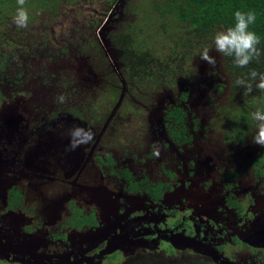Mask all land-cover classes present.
Masks as SVG:
<instances>
[{"label":"flooded vegetation","instance_id":"obj_1","mask_svg":"<svg viewBox=\"0 0 264 264\" xmlns=\"http://www.w3.org/2000/svg\"><path fill=\"white\" fill-rule=\"evenodd\" d=\"M18 51L0 77L27 91ZM75 89L61 111L26 98L0 113V264H264V147L252 120L223 118L229 81L212 75L198 104L191 84L180 88L161 119L146 111L145 127L130 131L119 110L154 103L134 104L123 89L88 123ZM73 126L94 133L74 150Z\"/></svg>","mask_w":264,"mask_h":264},{"label":"rangeland","instance_id":"obj_2","mask_svg":"<svg viewBox=\"0 0 264 264\" xmlns=\"http://www.w3.org/2000/svg\"><path fill=\"white\" fill-rule=\"evenodd\" d=\"M144 9L143 0H83L70 4L62 3L58 14L47 10L35 14L36 17L29 23L28 29L33 32L32 35L42 30L45 37H51L52 46H39L35 53H23L24 57L21 55L19 62L26 69L23 82L26 81L24 84L27 87H32L30 94L28 91L31 89L25 91L20 84L12 87L11 81H6L5 76L0 77V87L5 90L4 99L0 100V113L5 111L6 114L17 99L31 98L41 100L43 109L37 107L38 112L48 109L61 111L63 103H59L57 97L62 92L66 97L70 93H76L78 100V93L70 90L75 86V90H78L83 98L80 106L87 109L84 119L91 123L93 113L109 115L114 103L113 95L119 96L124 89L125 93L130 92L129 98L134 96L137 99L134 104L143 106L154 103L148 106L149 109L137 110L131 99L129 104H125L122 112L119 110V115L126 121L123 128L130 131L134 124V128L145 127L144 116L148 113L146 111L152 110L151 119H161L158 110L162 101L170 100L171 96L186 85L191 84L192 87L189 101L195 104L200 100L202 102L204 94L212 84V75L215 79L229 81L231 91L225 98L223 107L226 113L223 118L238 121L246 116V119L252 120L250 113L257 108H264V96L260 92L253 91L248 94L245 89L234 87L237 73L228 66L223 55L215 51L213 40L195 42L197 44L190 50L184 64L176 70L173 69L172 75L166 78L169 82L167 84H159L146 77L133 79L131 74L122 70L120 53L110 41V35L119 30H126L127 22L135 32L141 33L142 39L147 40L146 44H150L155 55L167 59L172 52L171 37L165 33V30L168 32L170 28L158 30L162 19L156 22L152 17L145 20L152 12L151 8L147 12H144ZM141 29L149 32L152 37L141 32ZM207 45H211L210 55L216 59L215 67L200 59V54ZM10 71L12 70H8ZM47 76L49 79L45 81ZM107 76L116 84V90L110 91L109 86L107 87V80L110 82ZM99 83L104 86L99 88ZM47 86L49 94L44 91ZM52 87L57 90L54 105L50 95ZM35 92L39 96H35ZM46 96L48 102L42 100ZM71 96L73 97V94ZM223 97L225 96L222 95L221 99Z\"/></svg>","mask_w":264,"mask_h":264},{"label":"trees","instance_id":"obj_3","mask_svg":"<svg viewBox=\"0 0 264 264\" xmlns=\"http://www.w3.org/2000/svg\"><path fill=\"white\" fill-rule=\"evenodd\" d=\"M79 1L83 0H26L24 7L29 12L30 23L35 19V14L40 11L47 10L52 14H58L62 3L70 4ZM143 5L144 12H147L149 8L152 12L151 16L145 17V20L151 17L155 19L154 22L162 19L158 30L170 28L168 32L165 30V33L171 37L172 52L167 59L158 57L151 51L150 44H146L147 40L141 38V33L135 32L127 22L126 30H119L110 35V41L120 53L119 60L123 64L122 70L131 74L135 79L146 77L159 84H167L169 82L166 78L172 75L173 69L176 70L184 64L190 50L195 48L197 44L195 42L213 40L218 31L233 26L236 11H254L256 22L250 25V30L255 31L261 40L258 45L261 51L259 59L253 60L246 68H239L232 57H223L233 72L237 73L234 83L237 79L245 78L253 84L252 92L258 91L264 96V92L255 87L258 77L255 81L250 78L252 70L264 73V0H143ZM18 7L17 0H0V41L4 46L3 49L2 45L0 46V67L7 64L9 57L17 49L18 52L26 53L36 52L39 46H47V48L52 46L50 36L43 35L41 38L37 33L29 34L30 24L24 31L28 35L19 38L14 36L16 32L13 28L16 25L14 16ZM3 32H8V35H3ZM141 32L152 37L144 29H141ZM38 33L43 32L40 30ZM234 87L247 91L245 87L236 84Z\"/></svg>","mask_w":264,"mask_h":264},{"label":"clouds","instance_id":"obj_4","mask_svg":"<svg viewBox=\"0 0 264 264\" xmlns=\"http://www.w3.org/2000/svg\"><path fill=\"white\" fill-rule=\"evenodd\" d=\"M19 7L14 16V23L18 28H27L29 24V12L24 7L26 0H17ZM235 23L225 30L218 31L213 39L215 51L223 56L232 57L234 63L239 68H246L253 60H258L261 51L258 48L261 40L259 35L250 30V25L256 22V13L254 11H236L234 14ZM211 45L203 48L200 59L212 67L216 65V59L210 55ZM255 87L264 92V73H258L256 70L250 72L252 81L257 80ZM237 86H242L251 93L253 84L245 78L235 81ZM67 97L63 94L57 97L59 103L66 102ZM252 121L255 123V134L252 136V142L260 147H264V108H257L250 113ZM70 148L74 150L82 143L89 142L94 133L92 130L81 126H73L69 130Z\"/></svg>","mask_w":264,"mask_h":264}]
</instances>
